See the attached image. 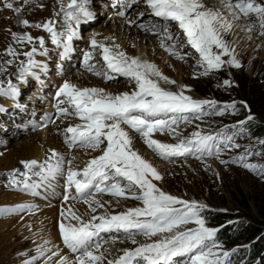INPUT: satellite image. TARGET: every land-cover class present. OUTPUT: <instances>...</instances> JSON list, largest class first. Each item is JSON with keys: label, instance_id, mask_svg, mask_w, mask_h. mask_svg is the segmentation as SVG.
Wrapping results in <instances>:
<instances>
[{"label": "snow or ice", "instance_id": "6c2138e0", "mask_svg": "<svg viewBox=\"0 0 264 264\" xmlns=\"http://www.w3.org/2000/svg\"><path fill=\"white\" fill-rule=\"evenodd\" d=\"M145 2L152 16L165 22H175L186 37L185 41L181 42L179 36L170 31L169 23L153 24L150 28L140 25L155 35L162 33L165 41H171V44L162 45L170 54L179 57L177 48L190 45L199 53L207 69H219L223 66L225 61L221 54L231 55L232 59L227 62L236 68L241 67L234 50L224 39L223 34L232 29L233 23L223 13L208 8L203 0ZM118 3L128 8L137 3V0H131L130 3L128 0H118ZM4 4L7 9L16 13L21 11L19 7L14 8V4L9 0H4ZM87 4L88 0H70L66 7L62 4V11L68 22L62 32L55 30L52 20L42 25L31 24L27 19L22 23L26 27H43L51 34L52 44L62 45L67 54L71 51L70 42L76 35L73 24L79 25L82 17H93ZM226 8L232 21L241 16L249 19L254 17L255 23L252 27L258 24L262 30L261 35H264V0H227ZM119 14L125 15L124 12ZM140 15L143 16L144 13ZM248 30L251 31V27ZM12 36L18 43L31 44L38 40L41 48H44L43 37L35 38L30 33L22 36L12 33ZM91 46L93 50H99L104 68L95 69L94 65L88 64V61L93 59L92 52H88L84 60L90 71L98 76H107L110 71L135 82L133 90L112 94L104 88H80L70 81H64L56 93L59 114L74 115L82 121L80 124L69 125L64 130L68 142L99 150L101 154L90 159L82 168H73L71 161L65 162L59 153L52 150L51 156L43 163L35 159L21 161L26 171L15 170L10 184L17 188L22 184L24 190L31 191L41 186V183L29 182L33 176L39 177L41 181L63 177L66 179L64 200L67 202L70 199H79L88 205L92 213L105 208V203L98 199L99 194L141 202L142 206L115 214H93L87 220L71 206L66 207L61 212L63 219L59 223V232L63 244L73 253L80 254L72 264H105V261L106 264H177L183 257H188L187 264H224L221 254L215 251L218 247L215 242L217 230L207 227L205 219L201 216V211L206 205L181 199L158 187L153 181H160L163 176L152 163L134 150L130 131L124 127L126 125L128 129L139 133L145 138L147 146L164 159L189 155H218L220 147L215 141L219 133L212 135L196 131L191 137L180 138L177 127L181 120L189 122V117L183 115L184 113H193L195 119H200L203 115H223V111L205 112V105L214 106L216 102L194 100L182 90L173 92L164 89L160 86V80L171 84L176 82L163 75L155 64L128 56L119 50V45L109 47L92 39ZM214 48L220 51L216 52ZM36 52L35 47L24 53H19L11 47L7 49L10 56L28 57L26 65L21 62V78L26 74L35 76L36 73L32 69L42 67L33 58ZM40 54L47 55V50L44 49ZM7 63L11 64L12 61ZM224 83L230 85V81L226 80ZM16 94L17 89L10 81L7 90L0 86V95ZM226 107L234 108L235 105ZM248 119L252 117L249 116ZM156 132H170L178 138V142L164 143L154 139ZM228 141L226 147H239L238 144H232L231 137ZM239 159L242 160L243 157ZM65 163L68 165L67 169ZM244 167L253 170L257 167L264 168L253 164H244ZM17 176H23L25 179L18 180ZM73 191L75 195H72ZM33 207L35 206L31 204H23L15 209L0 208V212L31 210ZM190 224L197 227H188ZM106 232H123L134 245L137 244V235L148 238L150 242L139 244L132 249H124L115 259L107 260L104 254L99 253L103 246L99 237L101 233ZM44 243L48 244L50 241ZM39 250L45 255L42 247ZM48 252V261L54 256H59V252L53 249ZM222 256L227 258L229 253L224 252ZM35 259L25 261V264H34ZM58 264H69V261L60 257Z\"/></svg>", "mask_w": 264, "mask_h": 264}, {"label": "rangeland", "instance_id": "374dc122", "mask_svg": "<svg viewBox=\"0 0 264 264\" xmlns=\"http://www.w3.org/2000/svg\"><path fill=\"white\" fill-rule=\"evenodd\" d=\"M2 1L0 0V30L7 27V14L4 13L6 12V10H4L6 7ZM106 1L88 0L87 7L89 11L93 13V17L90 19H84L82 17L79 25L73 24L75 31H78L76 38H73L76 50L85 47L86 49L91 48L93 51V59L90 60L88 64L94 65L95 69L104 68V61L100 56L99 50H93L92 46L89 44L92 39H96L100 43L105 39V44L109 45V47L119 45V50L124 52L126 49L130 50L132 57L137 56L141 60L153 64L157 62L155 65L159 68L160 72L169 77L170 80L176 82L175 84H171L160 80L159 83L161 87L175 92L182 90L185 95L191 96L193 99L215 101V106L219 108V112L223 111V115H215L207 120H193L187 122L182 129H177V132L180 133V138L191 137V134L196 131H200L204 134L212 132L213 130L222 129L230 134L229 137L232 138L233 145H239L238 148L234 146L226 147L229 143L227 140L226 143L219 144L220 152L218 155H211L210 157H207L206 154L204 156H193L195 159L188 156L164 159L159 157L153 149L149 148L145 138L137 133V144L142 143L143 145V143H145L148 148L147 150L151 154V160L158 162V164L160 163L162 168L160 173L163 179L160 181L154 180L153 182L165 192L181 199L196 201L198 204L206 205L205 208L232 211L238 217H244L245 220L251 221L253 218H258L264 224V168L257 167L253 170L244 167V164L264 166V134L257 136L254 131H252L254 126L259 128L263 127L264 129V35H261L262 30L259 28L258 24L252 27L255 23V18L249 19L248 17L241 16L238 20L232 21V18L230 20L231 16L226 8V4H224L227 3V0H203V3L208 8L216 11L219 10V12L223 13L229 21L233 23L232 29L225 32L223 35L230 48L234 50L236 60L241 64V67L236 68L227 62L232 59L231 55L224 56L221 54V58L225 63L221 68L213 70L210 74L209 69L206 70V65L203 64L199 53L191 48L190 45L177 48L180 54L179 57L172 55L162 46L163 44H171V41H165L162 33L160 35H155L151 31L140 26L145 25L146 27H151L147 26V24H150L149 22L151 20H147L148 18H146V16L151 14L150 9L146 6L145 0H137V3L132 4L131 7L128 8L123 7L121 3H118V0L113 1V3H116V6L112 4L108 5ZM215 1L221 3V6H217ZM67 2L68 1H66V3ZM128 2L130 3L131 0H128ZM43 8L44 5H41L40 9L42 10ZM121 12H124L125 15H120L119 13ZM140 13H145L147 15L137 16V14ZM149 17L150 19H156L157 23L155 24H161V18L152 15ZM48 19L54 21L55 30L61 32L65 30L67 22L65 25H62V22L65 21L64 13L62 10L58 11L57 8L56 10L52 9L51 16L46 18L45 21L42 18L40 21H34L32 24L42 25L49 21ZM170 26L172 28L171 32L175 36H179L181 42H184L186 37L182 30L178 29L175 22H171ZM249 27H251V31L248 30ZM32 32H34L35 35L40 33L43 35H39L45 40L43 49L38 40L35 41V44L31 48L29 47L30 44L27 42H25V45H19L18 43H14V45L18 46L16 50L19 49V51L17 50L19 53L30 51L33 47L37 49L33 58L37 60L42 67L32 69L36 75L26 74L24 78H21V61L19 63V59L17 60V64L12 61V64H10L11 68L6 67L3 69L1 67V69L4 70H2V75H4V77L1 75L4 81L0 86L7 90L10 81L17 89V94L15 95L14 102L9 105L4 102L3 98H0V108H2V110H0V154L18 150L25 145L29 139L40 135L44 129L58 128L55 130V133L58 134L60 132L59 134H63L65 137L64 127H61L62 124L70 121L73 125L77 123L75 118L58 115L52 116V113H49L52 116L49 122L46 125L39 126L44 113L51 110L48 105V100L52 99L51 95H53L52 93L55 92V90L53 87L54 85L48 78L52 79L55 76L58 77L57 72L60 65H57L59 62L57 61V56L59 55V51L51 42V34L44 30L43 27H32ZM92 33L95 38L89 40V34L91 35ZM148 37H154L153 41H148ZM107 40L109 41L108 43ZM136 42L138 44H142L143 42L147 43L144 48L143 46H138ZM21 49L22 52H20ZM44 49L47 50V55L40 54ZM214 51L219 52L220 50L214 48ZM5 54L6 50L1 49L0 59L4 57ZM22 56L25 59L23 62L26 65L28 57L18 55V58ZM45 63L46 65H44ZM88 64L84 67L81 65L80 61H77V65L69 69V71L65 64L62 65V69L65 68L66 70L67 68L63 80H66L69 76H73V74L82 75L85 73L98 79V82H101L106 89L111 86H115L114 88L117 89H123L128 84L135 86L134 81L119 74H117L114 79H107V76L95 75L93 71L89 70ZM205 72H207V74H205ZM109 73L111 72L109 71L108 74ZM37 74H40V76ZM41 78L47 80L49 83H43ZM226 80L230 81V85L224 83ZM55 99L56 96L54 100ZM233 104L235 105L234 108L226 107ZM249 116H251L252 119H248ZM29 121L34 123V126ZM130 131L136 133L132 130ZM163 133L165 134V132ZM166 134L169 135V140L167 139L168 141L161 142H178V138L175 135L170 132H166ZM64 139L65 141H63L66 143L67 148H65V150L69 154L68 157L72 156L77 151H89L90 153L93 152L96 154L100 152L99 150H92L79 144L73 145L68 142L67 137ZM240 157H243V159H239ZM24 161L27 160L25 159ZM222 161H226V163H222ZM71 165L77 168L83 167L82 164L76 166L75 163H72ZM65 169H67L66 166ZM24 171H26V169L22 170V172ZM9 172H11V169H9ZM33 177L40 179L35 176ZM11 179L12 174L4 175L1 172L0 186H2V188H0V208L1 205L6 202L3 200L4 194H9V196H24L31 199L36 197L45 203H52V194H60L62 191V184L60 186L61 188L58 190V187L51 188L50 186L49 188V184L46 186L42 183L43 186L41 185V187L33 189V191H36L35 194L29 190H24L22 184L19 188L12 186L10 184ZM17 179L23 180L25 177L17 176ZM100 196L113 198L106 195H99L98 197ZM113 199L116 201H114L115 203L111 202L109 204L107 202L109 206V212L107 214H115L118 213L119 210H127L137 207L138 205L137 202L125 198ZM118 200L125 201L126 206L121 204ZM69 201L82 202L81 200L75 201V199H70L67 202ZM59 202L66 201H64V197L61 196L59 197ZM102 211H105V208L98 209L96 213L91 214L102 215ZM4 214L5 213L0 212V221L5 218ZM26 214H28L27 211H19L12 215L24 216ZM11 216L8 218H11ZM188 227L194 228L197 227V225L190 224ZM20 237V241H23L24 245L14 250L10 255L6 256L7 253L0 247V258H2L0 259V264H25V261H29L32 257L46 259L47 255H50L49 252L46 256H42L40 252H36L37 249L32 245V240L27 239V242L25 241V232L22 233ZM143 238L146 239L147 243L150 242L148 238ZM143 238L136 237L139 242H141ZM120 243L131 245L129 249L134 248L131 240L127 237L101 248L109 251L112 244ZM217 245L218 247L215 251L221 254L224 264H236L238 260L236 257L237 253H246L252 248V243L246 240L236 242L227 241ZM66 249L76 257L80 255L79 253L71 252L68 248ZM224 252L229 253L227 258L222 256ZM120 253L121 252H119V254ZM119 254L117 256H119ZM41 262L44 261L41 260ZM34 264H38V262L34 261Z\"/></svg>", "mask_w": 264, "mask_h": 264}, {"label": "bare ground", "instance_id": "6f19581e", "mask_svg": "<svg viewBox=\"0 0 264 264\" xmlns=\"http://www.w3.org/2000/svg\"><path fill=\"white\" fill-rule=\"evenodd\" d=\"M66 1H68V2L66 3ZM113 1L114 0H107L106 2L108 3V5L112 4L113 6H116V3H113ZM9 2H12L14 4V8L15 7L21 8V11L19 13H16L13 10L4 8V10H6V12H4V13L7 14V27L5 29L0 30V50L1 49L6 50V54L4 57H2L0 59V84L4 81V79H3L4 75H2L3 71H4L3 69L6 67L7 68L10 67V64L7 63L8 60L13 61V63H15V64H17L18 59H19L18 60L19 63H20V61L22 62L25 60L23 56L21 58H18V56L13 57L10 55L8 56V54H7V49L9 47H11L15 50H16V47L18 48L17 45L16 46L14 45V43H18V42L16 40H14L12 33H16V34L21 35V36L26 34V33H30L35 38L43 36V35H41V33L38 35H35L34 32H32V27L24 26L22 21L24 19H27L31 24L34 23V21H36V22L40 21L42 18L45 21L46 18H49V16H51L52 9L56 10V8H57L58 11H60V10H62V4H63V6H67L65 4H68L70 2V0H9ZM2 3H4V0L2 1ZM216 4H217V6H221L220 5L221 3L216 2ZM224 4H226V3H224ZM41 5H44V8L42 10L40 9ZM219 9H221V8H219ZM138 15L140 16V14H137V16ZM146 15L147 14H145V16ZM147 16H146V18H148L147 20H151L149 22L150 24H147V26H151V25L157 23L156 19H150L149 16H151V15L148 14ZM58 20H59V18H58ZM64 20H65L64 22L61 21L62 25H65L67 22L66 19H64ZM230 20H231V17H230ZM137 37H138V35H137ZM92 38H95V36H93V33L91 35L89 34V40H91ZM102 39H104V38H102ZM147 39H148V41H153L154 37H152V38L148 37ZM108 40H107V43L109 42ZM35 41L36 40H34L30 44V46H29L30 48L35 44ZM101 42L103 44H105L106 41L104 39ZM146 43H144V42L142 44L137 43V45L144 47L146 45ZM18 44L19 45H21V44L25 45V42L24 43H18ZM157 46H158V44H157ZM60 49L64 55H66V56L68 55V54H65L64 49H62L61 46H60ZM17 50L19 51V49H17ZM20 52H22V49ZM125 53L128 56L132 57L130 50L126 49ZM155 64H157V62ZM1 67L3 69H1ZM109 74H110V76H113V75L117 76L116 73H109ZM1 75L3 77H1ZM70 75H72V74H70ZM42 80H44V79H42ZM44 81L46 83H49L47 80H44ZM64 81H70L71 83L77 85L80 88L96 87V88L106 89V87L103 84H101V82H98V79H95V77L87 75L85 73L82 75L81 74H73V76H69L66 80H63L62 83ZM114 87L115 86H111V87L107 88L106 90L109 93L118 94V93L125 92V91H131L135 88V86H133V85L131 86L130 84L126 85L123 89H117ZM0 96H1L0 98H3L4 102L7 105L12 104L15 100V96H10V95H3V96L0 95ZM57 122H59V121H57ZM70 122L62 124L61 127L62 128L64 127L63 130H65L67 128V126L73 125V123H70ZM124 127L127 130H129L126 126H124ZM57 129L58 128H55V129L50 128L47 130L44 129V131L40 135H37V136L35 135L36 137L29 139L27 141V143H25V145H23L18 150L1 153L0 154V174L2 172V174H4V175H9V174H12L15 170H19L20 172H22V170H24V167L21 164V161H24L25 159L26 160L35 159V160L43 163L45 160H47L51 156L52 150H55L57 153H59L65 162L71 161V164L75 163L76 166H78V164H82L84 166L86 164V162H88L90 159L100 155V152H98V154L91 152L92 153L91 154L89 151H77L72 156H70L71 158L68 157L69 154L65 150L66 143L64 142L65 141L64 138H66V136L64 137L63 134H59L60 132L58 134H56L55 130H57ZM168 134H166V132H165V134L164 133H155L153 138L166 142L169 140ZM130 135L132 136V140H133L132 146H133L134 150L137 151L144 159H146L147 161L152 163L157 168V170L160 172L162 170L160 163L158 164V162L151 160V157H150L151 154L147 150L148 148L146 147L145 143H143V145H142V143L137 144L138 143V141L136 140L137 139L136 138L137 133H133L130 131ZM65 166L68 167L67 163H65ZM71 167L77 168V167H74L72 165H71ZM9 169H11V172H9ZM64 179L65 178H63V177H56V178H53L50 180H45V182H43L40 179H36V178L32 177L29 182L30 183L38 182V183H41V185H42V183H44V185H46V186L49 184L48 185L49 188H50V186H51V188L58 187V190H59L61 188L60 187L61 184H63ZM0 184H1V182H0ZM0 188H2V186H0ZM62 188H63V186H62ZM62 188H61V190H62ZM52 196H53V197H51L52 203H45V202L41 201V199H38L36 197L31 199L29 197H24V196H17V195H13V196L10 195L9 196V194L3 195V200H5L6 202L3 205H1V208L15 209L18 205H23V204H31V205L35 206L31 210H29V209L23 210V211L28 212V214H26L24 216H13L12 215V214H15L19 211L2 212V213H5L4 214L5 218L0 221V247H1V249H3L7 253L6 256L10 255V253H12L14 250H17V248H21L24 245L23 241H20V238H21L20 236L22 235V233L25 232V236H26L25 241L27 242V239H31L33 242L32 245L34 247H36V249H37L36 252H40L39 249L41 247L44 249L45 255H42V256H46L48 254L47 250H49V249H53V250L59 252V256L52 257L51 261H48L47 258L46 259H42V258L40 259L39 257L36 258L35 262L37 261L38 264H58L60 257L67 258L69 261V264H72V262L76 260V256L71 254L66 249V247L63 246L64 244L62 243V237H61V234L59 232V223L63 219V217L61 216V212L63 210H65L66 207L71 206L85 220L90 218V216L92 215L91 214L92 212L89 209L88 205H86L83 202H72V201L59 202V196H60L59 193H57V194L55 193L54 195L52 194ZM98 199H100L102 202L105 203V211H102L101 214L103 215V214L108 213L109 212V206H108L107 202H109V201L114 202L115 200L113 198H106V197H101V196L98 197ZM119 202H121V204L126 206L125 201H119ZM127 207H128V203H127ZM8 215L9 216L12 215L11 218H8L9 217ZM65 222L67 223V221H65ZM45 241H50V243L45 244L44 243ZM45 245L46 246L49 245V246L46 247ZM53 246H55V247H53ZM130 247H131V245H129V244H121V243L120 244H112L111 249L109 251H106V249L101 248L99 250V253L104 254L106 256L107 260H111L112 258L116 257L119 254V252H122V250H124V249H129ZM33 258H35V257H32L29 261H32ZM0 259H2V258H0ZM41 260H43L44 262H41Z\"/></svg>", "mask_w": 264, "mask_h": 264}, {"label": "trees", "instance_id": "16d2710c", "mask_svg": "<svg viewBox=\"0 0 264 264\" xmlns=\"http://www.w3.org/2000/svg\"><path fill=\"white\" fill-rule=\"evenodd\" d=\"M252 131L257 136L264 134L263 127L254 126ZM201 216L205 219L207 227L217 230L216 244L241 240L252 243L250 251L237 253L236 264H264V224L261 220H245L232 211L213 208H204Z\"/></svg>", "mask_w": 264, "mask_h": 264}]
</instances>
